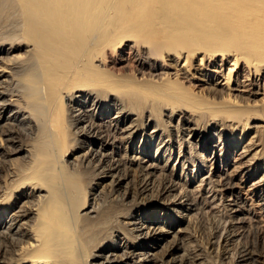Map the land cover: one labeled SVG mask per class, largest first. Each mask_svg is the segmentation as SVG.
<instances>
[{"label":"bare ground","instance_id":"1","mask_svg":"<svg viewBox=\"0 0 264 264\" xmlns=\"http://www.w3.org/2000/svg\"><path fill=\"white\" fill-rule=\"evenodd\" d=\"M151 1L0 0V172L8 178L0 184V264H251L242 241L263 231L264 204L254 198L264 180L246 186L251 161L229 162L238 144L223 136L240 124L209 120L202 135L205 114L182 103L146 105L140 85L172 76L165 84L186 96L173 95L179 101H211L233 120L264 116V99L249 101L264 91V0H157L168 33L156 54L126 44L147 39L140 18ZM122 53L135 63L132 83L109 70ZM155 55L168 57L174 74ZM146 68L159 73L148 78ZM196 78L209 83L207 94ZM212 126L224 128L213 145ZM186 137L200 138L211 156L193 152ZM75 148L82 156L65 160ZM198 158L210 170L200 181ZM109 179L99 194L92 189ZM211 216L225 225L214 232L215 250L227 244L217 260L189 233ZM174 222L186 225L173 233Z\"/></svg>","mask_w":264,"mask_h":264},{"label":"rangeland","instance_id":"2","mask_svg":"<svg viewBox=\"0 0 264 264\" xmlns=\"http://www.w3.org/2000/svg\"><path fill=\"white\" fill-rule=\"evenodd\" d=\"M146 10H147L146 14L149 13V16L145 17L144 14H143L144 18H142V19L140 18V21H141L142 24L146 23L145 26L143 25L144 28L150 26V29L148 27V28H146V30H144L145 31L144 34L147 35V39L146 38H138L139 36L137 35V36H135V38H128V39H130V42H127L126 44H130V46H132L133 43H131V42H137L140 45H142V46H144L146 48H149V49L153 47V48H156V49L152 50V51H154L155 54H156L158 52V50L162 47V45L166 42V36H163V35L168 33V31L160 23V18L164 15L165 12L160 10L157 0H155L154 2L151 1L149 3V6L146 7ZM140 21H135L133 24H135V26L137 27L138 25H141ZM120 51H124V53H128V50L125 47H123ZM124 53H122L120 55V57H119L120 60L116 61L114 63L115 64L114 66L111 65V63H112L111 61L108 63V64H110L109 70H110V72L112 73L113 76H116L118 78H122V80L124 82H131L132 83L134 81V79L132 78L131 70H133V67H134L135 63L131 64L129 62L130 59L126 60L128 58V56L125 55ZM118 54H120V53L118 52ZM155 56H158L157 61L160 64V67L162 65H164V66H162V70H164V72L168 71L170 74H174L175 71L170 67V62H169V58L168 57H166L165 55H155ZM120 61H123V62L120 63ZM143 73L149 78V77H152L151 74H158L159 71L157 73H151L150 70L146 68L143 71ZM137 77L141 78L140 76H137ZM171 79L174 80V77L170 76V77H167V79L164 80V81L156 82V83H158L157 85H159L160 87L154 86V85L147 86V85L141 84L140 88H141L142 91H140V92L143 94L142 96L145 98L144 103L146 105H151L154 102L160 101L164 107H167V105L172 106V105H174L176 103H179V104L182 103L181 108H187L188 109V107H190V108L193 109L192 111L193 112L195 111L198 115L202 116V113L205 114L203 116V117H205L204 118L205 122L201 123L202 135L204 133H208L209 134V132L207 130L208 124L210 123V122H208L209 120H211V123L212 122L215 123V125H217L218 128H220L219 123L222 120H224V123H227V122L230 121V122H236V124L237 123L240 124V126L238 124L236 125V126H239V128H240L239 130H237L234 134L232 132L228 133V134H225V136H223V139H225V140L229 139L230 141H233L234 139H236L234 141L238 144L236 149H234L232 153L228 154V159H229L230 164L232 162H235V161H237V163L238 162L242 163L243 161L246 163L247 160L251 161L249 166L253 169L252 174H254V175H252V176L248 175L247 176L246 173H247L248 170H245L244 174L246 175V178H245L246 179V181H245L246 182V186H250L252 189H254L255 187L252 186L253 182L255 183V181L264 180V116L261 115L260 117H255V118L254 117H249V118H247L245 120H240V119L233 120V119H230L229 116H228V118H225L226 115L225 114H219L220 111H218L216 105L214 106V104L211 101H210L209 105H205L203 108H199V107L196 108V105H193L192 102L179 101L175 97H173V95H178V96H181V97H186V96L180 94L178 91H176L175 88H173V89H172V87L169 88L165 84V82H167L168 80L171 81ZM153 80L154 79H152V81ZM191 83H193V84H196V83L197 84H203V83L206 84L205 86L198 88L197 92H201V94H203V95L207 94L208 90L206 91L205 88H207V86H209V83H207V82H200L199 83V79L198 78H196L194 81H191ZM184 84L188 85V83H186V82H184ZM263 84H264V81H262V86H263ZM259 93L260 94H258V96H255V97L249 99L250 104L255 103V102H261L264 99V91L261 90ZM144 94H146V95H144ZM126 102L129 105H133V103L130 102L129 100H126ZM202 103H203V101H202ZM185 104H187L188 106H185ZM194 108H196L197 110H194ZM220 108H223V107H220ZM256 109H258V108H256ZM215 112H218V113L214 114ZM221 112L224 113V109L221 110ZM166 119L161 118V121H164ZM178 124H179L178 118H176V119L174 118L171 121V125L169 124V128L171 130H173V129H175V127H178ZM245 124H247L246 125L247 129L243 132L242 131L243 130L242 129L243 128L242 125H245ZM153 125L154 124H152V126H149L148 129H146V133L147 134L151 133ZM213 127L217 128L215 126H212L211 129H213ZM222 129H224V128H221V130ZM221 130H219V131H221ZM219 131L216 132L213 129V131L210 132L211 135H212V139H210V141L212 142L211 145H213L214 142L218 141V138H219L218 132ZM258 138L259 139L262 138V141L260 142V144H259V142H257L255 144V146H253V142H256V140ZM186 141H191L192 145L194 146V151L193 152L199 154L200 156L203 155L206 158L211 156V153L209 154V152H208V154H207V153H204V150L203 151L200 150L201 147L203 146L201 141H200V138L199 139L198 138L191 139L190 137H186ZM157 144L158 143L156 141V144L154 146H152V151L155 150V147H156ZM138 145H140V144H138ZM258 145H261V146H258ZM186 146H188V145H186ZM186 149L187 148L185 147L183 155L187 153ZM261 150H262V153L259 155V158L251 160V157L256 152L261 151ZM243 151L247 152L245 154V156L249 155L248 158L242 159L241 157H239V154H241ZM178 153H179V151L176 150L175 154H174L175 158L178 157ZM195 153H194V155L196 157H198L199 155H197ZM82 154H83V152L80 149L75 148L72 151H69L67 153V157L65 158V160L70 159L72 157V155H74L73 158H72V160H73L75 157L82 156ZM175 158H174V160H175ZM197 165L198 166L199 165L203 166L202 169H204L201 174L197 175L198 176L197 177L198 178L197 181H200V178L203 177L205 174H209L210 170H209L208 167L204 166L205 164L199 158H198V161H197ZM3 175L4 174L0 172V184H3V180H7L8 179V178L5 179ZM110 180L111 179L105 181L106 183L101 184V186L100 185L96 186L97 184H94L92 189L97 191V193L99 194V192L101 191L103 186L108 184V182H110ZM263 184H264V181H263ZM195 185H197V183L194 184V186ZM126 188H127L126 186H123L122 189L120 188L119 192L126 191ZM258 191H260V189H258ZM258 194H259L258 198L255 197L254 199L257 200L256 202H258L259 205L261 206V204H264V190L260 191ZM226 197H227V195H225L224 199L220 201L222 203H220L219 207L221 205L227 203V202H225L227 200ZM220 199H221V197H220ZM129 201H131V199H129V198L126 199V202H129ZM88 202H89V199H88ZM147 203H148V201H145L144 205H146ZM220 209H223V208H220ZM120 210H122V207L116 204L115 208L113 209V211L117 212V211H120ZM145 212H146L145 209H142V213H145ZM135 213L137 215L142 214L141 212H138L137 210H136ZM156 213H157L158 216H162L164 214L160 210H158ZM147 215H148V213H147ZM260 216L263 217L262 218V222H263V225H264V213L261 212ZM117 219H118V222L119 221L122 222V220H124V219H120V215L117 216ZM199 220H197L195 226L193 225L191 227L193 229L190 228L189 233L194 235L195 238H194L193 241L195 242L194 243L195 245L197 244L198 246H202L203 248H207V250L209 249V252H210L209 256L214 258L215 260H217V258L221 257L220 253L223 250L222 248L225 249L227 244L226 243H222L221 247L216 248V250H215V242H216V240L213 239L214 238V234H215L214 232L217 231V227L218 226H219L218 227L219 229L224 228V226H225L224 225V221L221 218H219V216L218 217L216 216L215 218L211 216L208 219L206 218L205 220H202V221L201 220L199 221ZM181 223L182 222H174V224H175L174 229L173 230L172 229H168V230H171V232H173V233H177L179 229H183L185 227V225H186V224H183V223L181 224ZM117 228L118 227H116V229ZM256 232L257 231L250 232V234H248L246 236V238L243 239L244 241H242V245L243 244L246 245L247 253H250L249 254L250 259H252V260L254 259V261L256 260L255 262H252V260H250L249 263H251V264H253V263L254 264H264V226H263V231L257 232V233ZM185 241H188V240H184V242ZM147 244H149V243H147ZM142 251L145 252V250H138L137 252L143 253ZM214 251H216V252H214ZM236 252L237 251H233L232 253H236ZM180 254L181 253L176 254V257H179Z\"/></svg>","mask_w":264,"mask_h":264}]
</instances>
